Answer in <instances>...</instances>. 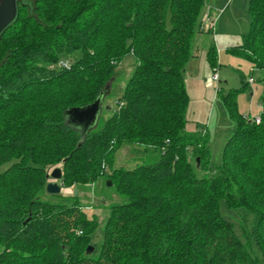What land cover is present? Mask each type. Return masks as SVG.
<instances>
[{"label": "trees", "instance_id": "obj_1", "mask_svg": "<svg viewBox=\"0 0 264 264\" xmlns=\"http://www.w3.org/2000/svg\"><path fill=\"white\" fill-rule=\"evenodd\" d=\"M249 3L250 28L229 52L264 71V0ZM205 5L18 0L0 36V264H264V97L258 124L238 111L246 77L226 95L235 131L218 163L207 134L186 129L184 75ZM129 56L135 67L106 117L105 99ZM207 57L217 68L215 45ZM102 94L99 119L81 143L66 111ZM124 143L144 159L110 171ZM57 167L64 192L49 194ZM101 176L126 202L110 205L100 251L87 254L99 223L78 191ZM244 212L240 237L227 214Z\"/></svg>", "mask_w": 264, "mask_h": 264}, {"label": "rangeland", "instance_id": "obj_2", "mask_svg": "<svg viewBox=\"0 0 264 264\" xmlns=\"http://www.w3.org/2000/svg\"><path fill=\"white\" fill-rule=\"evenodd\" d=\"M214 2L217 11L216 14H213L215 16L212 14L211 16L217 19V27L215 34L206 36V38L210 42V46L213 44L217 49L221 47L218 51V67L215 71L219 75L218 84L221 87V91L216 92V83L212 80L215 72L208 62L206 49L202 50L204 52L199 54V59L191 64L192 67L186 71L184 79L190 98L186 110V119L188 121L186 129L208 133V142L210 139L213 141L212 147H210L212 153L211 163H218L221 161L226 140L235 131V122L230 117V111L225 101L226 95L242 87L243 77H246L247 80L249 76L255 78V83L251 84L253 83L251 82L244 92L238 94L237 98L238 111L244 116L253 119L252 117L261 114L264 97V82L261 79L264 78V74H261L258 70L253 73V66L249 61L234 57L229 52V48L242 43L243 34L247 33L250 28V0H205V4L208 6L214 5ZM205 12L203 11L201 18ZM198 31L200 30L198 29ZM203 46L204 44L201 48ZM78 56L79 53H76L74 58ZM135 63V59L129 56L119 65L118 74L112 85V94L104 102L103 115L106 117L112 114V109H105L107 104L110 107H115L117 99L124 92ZM251 85L255 88L254 95H251ZM142 159L144 157L136 153L134 145L124 143L116 152L110 171L120 167L132 169L141 163ZM192 161L196 164L195 157L192 158ZM198 168L200 170L199 174L203 175L200 166ZM109 182L111 181L107 176H101L94 183L81 186L78 191V199L84 210L89 216L95 214L99 223L97 230L91 234V245L94 247L92 253L95 252L96 255L101 248L103 228L110 215V205L126 202V198L118 193L116 186L112 182L109 185ZM71 193L72 190H68V194ZM47 200L70 202L72 199L70 197L65 199L47 197ZM222 211H224L223 206ZM243 214L244 216L238 213L227 214L235 223V231L240 237L242 236L241 221L247 213L244 212Z\"/></svg>", "mask_w": 264, "mask_h": 264}, {"label": "water", "instance_id": "obj_3", "mask_svg": "<svg viewBox=\"0 0 264 264\" xmlns=\"http://www.w3.org/2000/svg\"><path fill=\"white\" fill-rule=\"evenodd\" d=\"M18 13V0H0V36L3 35L9 26L14 22ZM110 85H108V90ZM104 94L101 95L96 101L91 104L82 107H72L66 111V117L68 122L82 130L83 143L86 139V133L89 129L94 127L99 119ZM80 143V144H81ZM200 159L198 158V164ZM48 177H51L55 181H50L47 184L46 190L49 194H60L63 192L62 183L58 181L62 179L61 167L55 168ZM111 185V182H109ZM77 194V188L75 189V195ZM94 247L90 244L87 247V254H92Z\"/></svg>", "mask_w": 264, "mask_h": 264}, {"label": "crops", "instance_id": "obj_4", "mask_svg": "<svg viewBox=\"0 0 264 264\" xmlns=\"http://www.w3.org/2000/svg\"><path fill=\"white\" fill-rule=\"evenodd\" d=\"M207 10H209L210 11V13L213 15L214 13L216 14V11H217V9H216V5H215V2H214V5L213 4H211L210 6H208V5H205V9H204V12L205 11H207ZM213 16H215V15H213ZM216 31V30H215ZM213 34H215V32L213 33ZM209 35H212V33H205V32H202V33H199L197 36H196V38H195V41H194V44H193V51H194V53H195V57L188 63V65H187V68H186V71H188V69L189 68H191L192 66H191V64L194 62V61H197L198 59H199V54H201V52H204V51H202V50H207L206 51V53L208 52V49L210 48V42L207 40V38H206V36H209ZM204 44V46L201 48V46ZM209 46V47H208ZM208 48V49H207ZM221 49V47L220 48H218L217 49V52L219 51ZM235 57V56H234ZM253 66V65H252ZM253 70H254V67H253ZM186 71H185V74H186ZM256 71V70H255ZM261 74L263 73L264 74V71L263 70H258ZM254 73V72H253ZM261 74L259 75V78H260V76H261ZM252 76H249V78H248V82H249V84L251 83L250 81H249V79L251 78ZM253 78V77H252ZM255 81H256V79L254 78V81H253V83H251V84H254L255 83ZM251 95H254V93H255V88H253L252 87V85H251ZM262 109H263V107L261 106V112H262ZM188 130V129H187ZM188 131H190V130H188ZM190 132H194V131H190ZM207 135H208V133H207ZM209 144H208V146H209V148L210 147H212V144H213V141L210 139V141L208 142Z\"/></svg>", "mask_w": 264, "mask_h": 264}, {"label": "built area", "instance_id": "obj_5", "mask_svg": "<svg viewBox=\"0 0 264 264\" xmlns=\"http://www.w3.org/2000/svg\"><path fill=\"white\" fill-rule=\"evenodd\" d=\"M199 30L200 32H205V33H214L217 27V19L215 17L211 16V13L209 10H207L205 12V14L203 15V17L201 18L200 22H199ZM63 66L67 67L68 64L67 63H62ZM216 71V68L214 69V72ZM212 80L216 83V92H220L221 91V87L219 86L218 82H219V75L217 72H215L212 76ZM250 82L254 81V78H250L249 79ZM254 119V121L256 123H260L261 122V114L252 117ZM81 233V232H80Z\"/></svg>", "mask_w": 264, "mask_h": 264}]
</instances>
